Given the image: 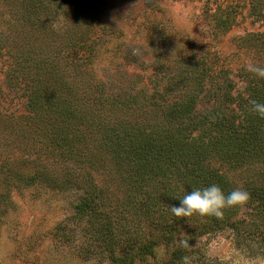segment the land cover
I'll return each instance as SVG.
<instances>
[{"label":"trees","instance_id":"1","mask_svg":"<svg viewBox=\"0 0 264 264\" xmlns=\"http://www.w3.org/2000/svg\"><path fill=\"white\" fill-rule=\"evenodd\" d=\"M1 1L8 17L0 29V57L8 63L4 78L9 87L22 91L26 103L25 114L10 123L0 113V205L4 207L0 217L11 206L6 187L9 180L25 187L72 185L75 173L65 164H83L81 144L91 139L111 157L110 163L116 164L120 172H127L123 166L132 167V174L126 178L134 181L136 193L129 194L131 197L119 211L105 204L107 192L83 171L85 187L74 213L78 221L84 222L88 238L81 256L99 254L111 264H136L153 256L158 244L170 247L179 226L187 222H194L200 235L225 229L239 234V208L227 209L222 219L177 218L170 208L179 207V199L194 188L217 185L225 194L236 189L214 164L238 169L264 163V119L251 111L250 104L252 100L264 102V80L241 69L246 96H234L233 84L228 80L216 86L212 95L216 104L199 115L196 93L202 90L204 77L208 78L211 68L220 62L215 55L205 56L200 63L192 58L188 68L169 79L160 91L154 86L150 96L138 91L130 100L118 101L116 95L105 94L99 85L90 90L80 68L84 63H79V58L89 64L90 59L79 53L91 52L97 44L89 39L93 30L90 23L98 14L93 0ZM248 5L249 15L264 24V0H248ZM233 8L213 13L217 34L226 33L232 25ZM254 44L264 50V41L254 40ZM176 95L180 99L161 112L168 122L164 127L148 130L120 118L132 105L141 107L143 103L152 104L154 99L166 102ZM105 98H110L107 105ZM23 139L35 144L33 158L30 151L27 156L12 154L15 141ZM63 164L61 182L49 175L47 168L51 167L54 173L52 170ZM173 181L177 184L174 188ZM241 189L250 194L245 205L250 209L248 235L263 243L264 179L257 183L248 181ZM140 208L150 228L147 233L134 226L135 221H140ZM183 256L181 251L173 253L166 264H180Z\"/></svg>","mask_w":264,"mask_h":264},{"label":"rangeland","instance_id":"2","mask_svg":"<svg viewBox=\"0 0 264 264\" xmlns=\"http://www.w3.org/2000/svg\"><path fill=\"white\" fill-rule=\"evenodd\" d=\"M92 4L97 5L98 14L90 23L93 30L89 39L97 44L91 52L82 50L79 53L90 59L89 64L79 58V63H84L80 68L88 79L90 90L99 85L105 94L116 95L118 101H128L138 91H145L150 96L154 86L160 91L169 79L185 71L192 58L200 63L203 57L215 55L220 62L211 68L208 78L204 77L202 90L196 93V112L201 115L216 104L212 95L216 93L217 85L222 86L229 80L234 96H246L240 70L249 72L250 63L264 66V50L254 44V40L264 41V24L249 15L248 0H93ZM226 7H234V19L228 31L220 35L216 33L212 15ZM5 11L0 0V29L5 18L8 19ZM7 68L5 58L0 57V113L7 116L10 123L25 114L26 99L21 90L7 85L4 78ZM105 99L107 105L110 98ZM178 99L180 97L176 95L166 102L154 99L152 104L132 105L125 117L120 118L148 130L159 129L168 125L161 112ZM232 106L235 108L236 104ZM2 123L0 119V128ZM95 143L91 139L82 142L79 155H82L83 164H65L75 173L70 186L25 187L17 186L15 180L8 181L6 187L11 206L0 217V264H111L99 254L80 255L88 239L84 222L74 217L75 206L85 187L86 176L82 173L85 170L95 178L98 186L107 192L105 204L119 211L131 197L129 194L136 191L133 190L134 181L126 178L132 174V167L123 166L127 172H120L116 164L110 163L111 157ZM35 150L31 139L29 142L23 139L15 141L12 154L27 156L30 151L33 158ZM13 159L11 157V163ZM65 165L52 170L54 173L51 167L47 168L49 175L63 182L60 177L65 173ZM214 167H219L236 188L248 181L257 183L264 179V163L261 162L238 169L219 164ZM176 185V181L171 182L172 188ZM3 208L0 205V209ZM249 213L246 206L238 210L236 219L242 222L239 234L225 229L200 235L194 222L184 223L179 226L170 247L160 243L153 256L136 264H166L178 251L193 257V264H264V242L248 235ZM140 214V221H135L134 226L147 233L150 228L143 219L142 208L138 210V216ZM181 240L187 241L191 248L181 246Z\"/></svg>","mask_w":264,"mask_h":264},{"label":"clouds","instance_id":"3","mask_svg":"<svg viewBox=\"0 0 264 264\" xmlns=\"http://www.w3.org/2000/svg\"><path fill=\"white\" fill-rule=\"evenodd\" d=\"M249 71L257 79L264 80V66L249 64ZM251 111L260 119H264V102L250 101ZM250 200L248 191L236 188L228 194L217 185H210L205 188H194L190 193L186 192L180 201L179 207H171V213L177 218H200L222 219L225 211L231 208H240ZM184 248H191L185 240L180 241ZM180 264H193V257L185 255L181 257Z\"/></svg>","mask_w":264,"mask_h":264}]
</instances>
